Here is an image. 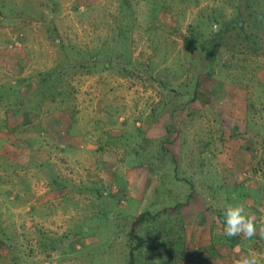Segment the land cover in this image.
<instances>
[{"label":"rangeland","instance_id":"1","mask_svg":"<svg viewBox=\"0 0 264 264\" xmlns=\"http://www.w3.org/2000/svg\"><path fill=\"white\" fill-rule=\"evenodd\" d=\"M236 2L0 0V264H170L186 225L230 239L228 204L264 224V37L191 101L184 37Z\"/></svg>","mask_w":264,"mask_h":264},{"label":"trees","instance_id":"2","mask_svg":"<svg viewBox=\"0 0 264 264\" xmlns=\"http://www.w3.org/2000/svg\"><path fill=\"white\" fill-rule=\"evenodd\" d=\"M207 22L216 23L217 27L213 28L212 23L211 26L209 24H204L202 27L197 26L196 28H200V34L196 33L195 27H191L188 36L184 37V43L187 48L191 52L202 54L206 61L204 71L194 76L192 102L198 97L197 94L201 92L202 83L207 79L210 78L212 80L214 76L221 73L227 74L228 69H235L236 66L239 69L246 68L248 64L240 65L239 59L236 58L237 54L256 55L258 51H261L256 41L264 37V0H237L233 15L229 19L219 22L217 17H214L212 20L208 19ZM230 39L232 40L228 41ZM241 39L244 40L242 41ZM241 43L244 45L242 46ZM225 53L228 54L230 60L228 63H221V55ZM181 93L183 92L179 91V89L176 92L177 96L180 97ZM66 146L71 147L69 144ZM145 218L154 220L155 215L142 213L137 216L135 218L137 223L131 227L130 233L132 237L135 235L136 227L141 225ZM228 240H231L229 246L231 245L232 247L239 243L237 238L232 237ZM158 259L152 261V264H163Z\"/></svg>","mask_w":264,"mask_h":264},{"label":"crops","instance_id":"3","mask_svg":"<svg viewBox=\"0 0 264 264\" xmlns=\"http://www.w3.org/2000/svg\"><path fill=\"white\" fill-rule=\"evenodd\" d=\"M65 148H67V146ZM190 206H191V204L188 203L187 205H185L181 208V211L184 214L183 217L185 218V222H186V219H188V221H189L191 218V213H188V212H191V211L195 212L196 216H194V218H192V220H193V222L194 221L196 222L198 219L197 216H199L198 214L202 215L201 213L203 211L199 210L200 212H197L195 208L192 209ZM142 213H144V212H141L140 214H142ZM151 220H152V218H151ZM211 220H212V222H214L213 219H210V223L207 227L205 225L206 224L205 221H207V219L203 218V223H205V224H201L199 222L197 233H194L193 231H190V230L188 231L187 227H189L190 225L189 226L186 225L182 236H180V240H181V243L183 245L184 251H187L186 253H187L188 257L186 256L185 258L180 259V260H179V257H176V261H174L170 264H175V263L176 264H197V263L201 262L202 260L207 261L206 264H226L230 261V259H232L233 256L238 255V253L236 252L237 247H239L240 252L242 254H246L244 250L249 251L250 249L258 252L256 245H254V247L252 246V248L249 249V248H246L244 246V243L242 244L239 242L238 244H235L232 247L231 245L229 246V240L228 239L226 240L225 243H219L218 238L220 239L223 236L221 235V237H218V235H214L212 233L211 228H212L213 223L211 224ZM218 228H220V227H218ZM191 239H193L192 243L190 242ZM210 249H214V251H213L214 253H209L208 251ZM233 259H232V261H233Z\"/></svg>","mask_w":264,"mask_h":264},{"label":"clouds","instance_id":"4","mask_svg":"<svg viewBox=\"0 0 264 264\" xmlns=\"http://www.w3.org/2000/svg\"><path fill=\"white\" fill-rule=\"evenodd\" d=\"M223 235L229 238L242 237L251 239L259 235L264 239V224L257 229L256 217L248 212L243 204H228L223 212ZM238 255L234 257L232 264H262L264 262V252L249 250L246 254H239V247L236 248Z\"/></svg>","mask_w":264,"mask_h":264}]
</instances>
